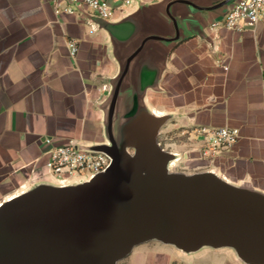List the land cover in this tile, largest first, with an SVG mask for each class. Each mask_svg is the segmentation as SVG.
<instances>
[{
	"label": "crops",
	"instance_id": "crops-1",
	"mask_svg": "<svg viewBox=\"0 0 264 264\" xmlns=\"http://www.w3.org/2000/svg\"><path fill=\"white\" fill-rule=\"evenodd\" d=\"M171 1L150 0L130 21L109 27V21L56 17L49 0H0V204L47 176V152L106 143L112 80L144 38L176 36L166 12ZM192 1L201 9L171 8L179 40L151 41L131 63L119 111L145 89L146 107L171 116L164 127L178 122L191 167L264 192V16L254 31L212 28L228 5L214 7L225 0ZM70 40L79 45L75 59ZM222 127L239 130V141L213 161L202 160L199 131ZM145 246L127 264H214Z\"/></svg>",
	"mask_w": 264,
	"mask_h": 264
},
{
	"label": "water",
	"instance_id": "water-1",
	"mask_svg": "<svg viewBox=\"0 0 264 264\" xmlns=\"http://www.w3.org/2000/svg\"><path fill=\"white\" fill-rule=\"evenodd\" d=\"M176 4L201 9L192 0L167 5L176 36L142 40L112 80L104 105L106 143L83 147L107 155L111 165L95 177L69 183L42 175L33 187L1 203L0 264H119L149 242L185 256L230 249L242 264H264V192L213 170L176 172L172 164L180 156L159 142L171 116L146 107L145 89L134 91L131 103L119 111L123 82L147 43L179 40L171 14ZM135 13L108 25L128 22ZM89 19L95 25L103 21Z\"/></svg>",
	"mask_w": 264,
	"mask_h": 264
},
{
	"label": "built area",
	"instance_id": "built-area-1",
	"mask_svg": "<svg viewBox=\"0 0 264 264\" xmlns=\"http://www.w3.org/2000/svg\"><path fill=\"white\" fill-rule=\"evenodd\" d=\"M56 17L77 16L91 25L89 17L116 22L131 15L141 4L150 0H49ZM264 16V0H234L228 5L221 22L212 28H224L242 33L255 30ZM93 27V26H92ZM69 53L76 58L79 52L77 41L68 42ZM228 70V67H224ZM203 140L200 156L202 160L213 161L219 154L231 149L239 141V130L229 127L200 130ZM45 171L49 178L58 183L92 178L106 171L111 159L82 146L70 144L46 153Z\"/></svg>",
	"mask_w": 264,
	"mask_h": 264
},
{
	"label": "rangeland",
	"instance_id": "rangeland-1",
	"mask_svg": "<svg viewBox=\"0 0 264 264\" xmlns=\"http://www.w3.org/2000/svg\"><path fill=\"white\" fill-rule=\"evenodd\" d=\"M174 128L164 127L162 129L159 142L163 148L167 151L177 153L180 155L181 161L177 163L176 168L174 169L176 172H184V173H196L200 172L197 171L195 168L191 167L188 163V159L185 160L184 155L185 151L181 150L182 142H185V134L182 132V129L178 126V122L173 121ZM145 247H149L155 249L157 254L162 256L172 257L173 259H185L188 260H197L203 259L202 262H211L214 264H242L235 253L230 249H220V250H212V249H205L202 252L194 255L185 256L182 253L178 252L175 248L170 246H165L158 242H149L144 244ZM142 246V245H141ZM140 247V246H139ZM137 247L134 249L133 253L124 261L120 262L119 264H127L137 256L139 249ZM184 261V260H181ZM201 262V261H200Z\"/></svg>",
	"mask_w": 264,
	"mask_h": 264
},
{
	"label": "bare ground",
	"instance_id": "bare-ground-1",
	"mask_svg": "<svg viewBox=\"0 0 264 264\" xmlns=\"http://www.w3.org/2000/svg\"><path fill=\"white\" fill-rule=\"evenodd\" d=\"M159 114V113H158ZM177 154V153H175ZM178 156H180L179 154H177ZM181 161V159H178L177 161H175L173 164H172V168L175 169L176 168V165L177 163H179Z\"/></svg>",
	"mask_w": 264,
	"mask_h": 264
}]
</instances>
